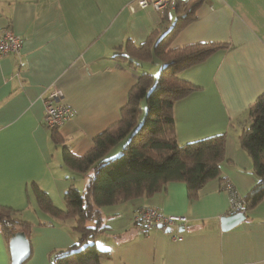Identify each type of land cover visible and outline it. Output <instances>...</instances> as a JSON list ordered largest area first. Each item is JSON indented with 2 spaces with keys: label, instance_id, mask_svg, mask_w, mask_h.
I'll list each match as a JSON object with an SVG mask.
<instances>
[{
  "label": "crops",
  "instance_id": "1",
  "mask_svg": "<svg viewBox=\"0 0 264 264\" xmlns=\"http://www.w3.org/2000/svg\"><path fill=\"white\" fill-rule=\"evenodd\" d=\"M130 1L0 0V31L11 28L23 40L19 53L0 57V203L21 209V217L33 222L23 264H49L52 250L79 241L73 218L58 222L37 209L31 184L59 208L70 184L85 188L86 174L62 163V144L82 155L96 134L119 119L138 73L115 54L127 41L137 46L152 29L173 21L172 10L162 19L164 13L151 8L130 11ZM194 15L171 48L199 42L227 46L178 73L198 88L174 103L176 139L184 144L224 134L221 176L192 200L185 184L173 181L151 196L100 208L98 217L85 222L94 228L90 241L107 251L100 264H264V198L235 226L222 230L220 220L239 211L230 207L226 181L241 198L256 182L238 136L249 106L264 92V0H204ZM53 89L74 112L57 128L58 145L42 121V100ZM141 207L187 221L169 231L143 228L134 222ZM9 238L0 230V264H10Z\"/></svg>",
  "mask_w": 264,
  "mask_h": 264
},
{
  "label": "trees",
  "instance_id": "2",
  "mask_svg": "<svg viewBox=\"0 0 264 264\" xmlns=\"http://www.w3.org/2000/svg\"><path fill=\"white\" fill-rule=\"evenodd\" d=\"M203 1L177 0L170 25L152 29L137 46L127 41L115 54L138 73L120 108L119 119L96 134L93 145L82 155L73 154L64 144L61 146L62 163L86 174L85 188L79 190L70 184L64 191V208H59L47 192L31 184L37 209L58 222L73 218L74 229L79 232V241L71 247L49 253V264H100L107 251L90 241L94 228L85 222L98 217L103 206L151 196L173 181L183 182L187 197L192 200L205 183L221 176L225 135L214 134L179 144L173 115L175 101L198 88L178 73L227 46L223 42H199L170 47L176 33L195 17L194 11ZM168 13L162 19H167ZM154 57L160 62L156 76L139 70L144 62H153ZM50 130L53 142L61 144L57 128ZM238 142L249 155L256 176L238 209L246 217L247 211L264 198V92L249 106L248 123L241 130ZM117 145L120 152L111 155ZM37 223L44 221L39 218ZM32 225V221L21 217V209L0 203V230L8 238L20 230L29 239Z\"/></svg>",
  "mask_w": 264,
  "mask_h": 264
},
{
  "label": "built area",
  "instance_id": "3",
  "mask_svg": "<svg viewBox=\"0 0 264 264\" xmlns=\"http://www.w3.org/2000/svg\"><path fill=\"white\" fill-rule=\"evenodd\" d=\"M177 0H132L127 3L130 11L137 8H151L152 10L165 13L176 7ZM23 40L11 28H4L0 31V57L8 53H19ZM43 124L49 128H58L62 123L69 120L74 112L73 109L64 103L62 92L53 89L43 98ZM226 189L229 192V204L232 210L241 207L242 198L235 191L229 182L226 181ZM134 220L143 228L157 225L172 226L187 221V217L177 214H164L155 208H142L135 214Z\"/></svg>",
  "mask_w": 264,
  "mask_h": 264
},
{
  "label": "water",
  "instance_id": "4",
  "mask_svg": "<svg viewBox=\"0 0 264 264\" xmlns=\"http://www.w3.org/2000/svg\"><path fill=\"white\" fill-rule=\"evenodd\" d=\"M245 218V214L242 211H237L228 215L221 216V229L227 230ZM162 228V225H157ZM169 231V228H165ZM8 248L10 253V264H22L29 252V241L26 238L24 232L16 231L9 238Z\"/></svg>",
  "mask_w": 264,
  "mask_h": 264
},
{
  "label": "rangeland",
  "instance_id": "5",
  "mask_svg": "<svg viewBox=\"0 0 264 264\" xmlns=\"http://www.w3.org/2000/svg\"><path fill=\"white\" fill-rule=\"evenodd\" d=\"M171 21V20H170ZM159 61H158V59L156 58V57H154L153 58V62L152 63H144L143 65H142V69H144V71H148L147 69H157V71L154 73V75L156 76L157 75V73H158V70H159ZM150 64V65H149ZM149 65V66H148ZM118 146V145H117ZM116 146V147H117ZM115 148V147H114ZM120 151H119V146L116 148V149H114V150H112L111 151V155L112 154H114V155H116V154H118ZM142 208H153V207H141L140 209H142ZM139 209V210H140ZM135 217V216H134ZM134 222H135V220H134ZM136 223V222H135ZM166 227H170V226H163L162 228L163 229H165Z\"/></svg>",
  "mask_w": 264,
  "mask_h": 264
},
{
  "label": "bare ground",
  "instance_id": "6",
  "mask_svg": "<svg viewBox=\"0 0 264 264\" xmlns=\"http://www.w3.org/2000/svg\"><path fill=\"white\" fill-rule=\"evenodd\" d=\"M225 189H226V186H225Z\"/></svg>",
  "mask_w": 264,
  "mask_h": 264
}]
</instances>
